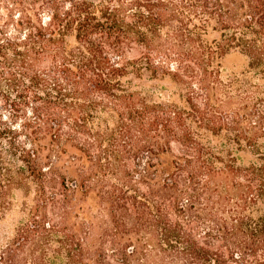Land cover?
Segmentation results:
<instances>
[{
  "label": "trees",
  "instance_id": "trees-1",
  "mask_svg": "<svg viewBox=\"0 0 264 264\" xmlns=\"http://www.w3.org/2000/svg\"><path fill=\"white\" fill-rule=\"evenodd\" d=\"M0 264H264V0H0Z\"/></svg>",
  "mask_w": 264,
  "mask_h": 264
},
{
  "label": "rangeland",
  "instance_id": "rangeland-1",
  "mask_svg": "<svg viewBox=\"0 0 264 264\" xmlns=\"http://www.w3.org/2000/svg\"><path fill=\"white\" fill-rule=\"evenodd\" d=\"M213 35L215 34H212V36ZM221 64L227 72H239L246 68L247 61L238 50H231L221 58ZM125 81L126 84L133 89L156 92L161 87H165L167 93L171 95V98L176 99V91L170 83L165 80L151 77L147 71H143L139 77L130 73ZM206 134V138H208L214 146L220 149V135L214 136L209 132Z\"/></svg>",
  "mask_w": 264,
  "mask_h": 264
}]
</instances>
